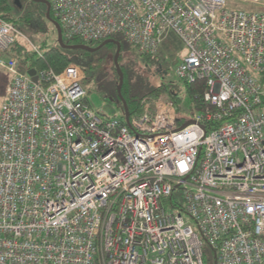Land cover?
<instances>
[{"label": "built area", "instance_id": "1", "mask_svg": "<svg viewBox=\"0 0 264 264\" xmlns=\"http://www.w3.org/2000/svg\"><path fill=\"white\" fill-rule=\"evenodd\" d=\"M48 1L67 39L155 54L175 32L202 107L105 117L80 66L21 71L0 17V264H204L203 242L215 264H264V0Z\"/></svg>", "mask_w": 264, "mask_h": 264}, {"label": "trees", "instance_id": "2", "mask_svg": "<svg viewBox=\"0 0 264 264\" xmlns=\"http://www.w3.org/2000/svg\"><path fill=\"white\" fill-rule=\"evenodd\" d=\"M21 4L22 1L20 0ZM46 7V6H45ZM46 10V8H45ZM50 17L56 19L50 10ZM0 17L17 29L21 30L24 26H34L35 20L30 11L24 10L22 7L19 8L13 0H0ZM44 17L54 27V25L47 19L45 13ZM111 37L120 42V51L118 56V63L123 73V82L121 86V95L126 102L129 117L137 114L143 110V106L148 103H153L156 100H171L174 102L177 108V99L179 95L177 90L170 89L174 83H155L153 79L144 74L143 69H148L150 64L152 67L158 65L157 55L155 54H139L136 51V47L129 44L121 34H114ZM164 39V38H163ZM64 42L69 44L84 43L91 46H96L102 40L85 42L79 38H63ZM161 43V42H160ZM113 47V51L109 53L110 58L106 63H99L97 66L94 64V59L91 51L84 49H68L61 48L60 46L54 45L43 51L39 49L33 50L32 53L26 51L24 47H19L17 42L14 40L7 50L11 53H16L18 63L26 64L28 68L42 69L52 68L55 71H60L69 63H74L81 68L92 69L93 73L97 74L98 82L100 87H106L110 90L109 97L115 100L123 108L121 98L117 93L118 74L113 64V55L116 45L112 42L106 43ZM160 47V46H159ZM159 49V48H158ZM6 50V51H7ZM36 56H32L33 54ZM31 56V59L29 57ZM138 66V67H137ZM184 83V95L188 99L191 110L194 108L198 109L202 107V93L204 90V81L195 80L193 82ZM176 86V84H174ZM178 110V109H177ZM124 116V109L121 118Z\"/></svg>", "mask_w": 264, "mask_h": 264}, {"label": "rangeland", "instance_id": "3", "mask_svg": "<svg viewBox=\"0 0 264 264\" xmlns=\"http://www.w3.org/2000/svg\"><path fill=\"white\" fill-rule=\"evenodd\" d=\"M22 8L28 10L32 13L35 20L34 26H24L19 30L20 33L15 35V41L19 47H24V49L32 53L33 48L31 44L37 47L40 51H43L51 46L58 45L56 29L45 19V4L42 2L34 0H21ZM233 4L240 6L250 5L242 0H227V8H231ZM20 7V8H21ZM252 8H260L258 6H253ZM59 23V22H58ZM113 51V47L104 44L99 49L92 52L94 59V64L97 66L99 63H106L110 58L109 53ZM187 53V48L184 45L181 38L173 31L169 30L166 32L164 39L160 43L158 52L156 53L158 59V65L150 67L148 69H143L144 74L149 75L153 81L157 84L161 81L168 83H174L171 85L170 89H175L178 92L179 99H177V109L181 116L183 122L185 117L189 118L191 115V106L184 95V83L183 80L179 79L175 75V66L177 62ZM5 55L17 56L16 53H10L8 50ZM32 56H36L34 53ZM16 58V57H15ZM31 59V56L29 57ZM17 60V58H16ZM18 68L27 74L28 67L26 64L18 63ZM138 67V66H137ZM85 76L82 80V86L86 90L87 98L90 101L91 106L99 113L105 117H115L121 118L123 114V108L115 100L109 97L110 90L106 87H100L98 82L97 74L92 72V69L85 68ZM34 74H36V69L34 68ZM9 73L7 69L0 66V110L2 103L6 97L5 88L9 80ZM37 79V75L34 76ZM187 217V215H185ZM203 260L204 264H215V253L212 247L207 243L203 242L202 246Z\"/></svg>", "mask_w": 264, "mask_h": 264}, {"label": "water", "instance_id": "4", "mask_svg": "<svg viewBox=\"0 0 264 264\" xmlns=\"http://www.w3.org/2000/svg\"><path fill=\"white\" fill-rule=\"evenodd\" d=\"M14 3L20 8L22 6L20 0H13ZM34 1H38V2H42L45 4L46 6V10H45V15L47 17V19L50 20V22L54 25L55 29H56V34H57V43L61 48H68V49H84L87 51H95L97 49H99L101 46H103L104 44L108 43V42H112L116 45L115 51H114V55H113V64L115 66V69L117 71L118 74V84H117V93L119 95V97L122 100L123 103V109H124V119L127 123H129V112H128V108L126 105V102L124 101V99L122 98L121 95V86H122V82H123V73L121 71V68L119 66L118 63V56H119V51H120V42L116 39H114L113 37H109L106 38L104 40H102L99 44H97L96 46H91L89 44H84V43H78V44H69L64 42L63 37H62V32H61V27L60 24L58 23V21L52 17H50V3L48 0H34ZM34 68H29L27 71L28 75H31L33 80H35L34 78ZM191 120H187L185 121L182 125H186L190 122Z\"/></svg>", "mask_w": 264, "mask_h": 264}]
</instances>
